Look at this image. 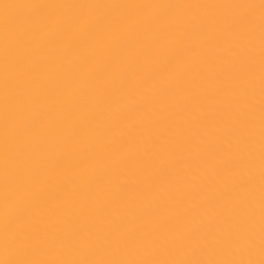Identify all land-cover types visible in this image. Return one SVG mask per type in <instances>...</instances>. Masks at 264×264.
Returning a JSON list of instances; mask_svg holds the SVG:
<instances>
[{
  "label": "bare ground",
  "instance_id": "obj_1",
  "mask_svg": "<svg viewBox=\"0 0 264 264\" xmlns=\"http://www.w3.org/2000/svg\"><path fill=\"white\" fill-rule=\"evenodd\" d=\"M0 264H264V0H0Z\"/></svg>",
  "mask_w": 264,
  "mask_h": 264
}]
</instances>
